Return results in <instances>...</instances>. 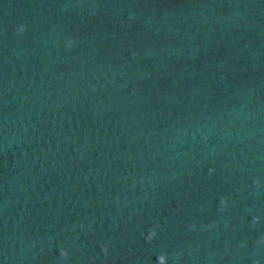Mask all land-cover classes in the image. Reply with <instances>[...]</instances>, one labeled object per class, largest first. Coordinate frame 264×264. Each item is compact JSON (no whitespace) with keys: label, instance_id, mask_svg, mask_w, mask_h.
<instances>
[{"label":"water","instance_id":"95a60500","mask_svg":"<svg viewBox=\"0 0 264 264\" xmlns=\"http://www.w3.org/2000/svg\"><path fill=\"white\" fill-rule=\"evenodd\" d=\"M0 264H264V0H0Z\"/></svg>","mask_w":264,"mask_h":264}]
</instances>
